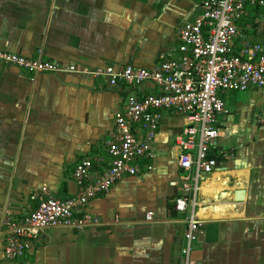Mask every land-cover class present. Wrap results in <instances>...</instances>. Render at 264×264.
Listing matches in <instances>:
<instances>
[{
	"label": "crops",
	"instance_id": "obj_1",
	"mask_svg": "<svg viewBox=\"0 0 264 264\" xmlns=\"http://www.w3.org/2000/svg\"><path fill=\"white\" fill-rule=\"evenodd\" d=\"M201 1L0 0V50L28 58L40 51L57 65L88 71L152 69L160 53L174 49L178 26L199 14ZM238 28L235 45L244 38L264 51V6L246 5ZM154 92L148 83L109 87L85 74L29 76L0 66V230L44 193L74 195L71 171L79 159L92 160L94 179V159L107 161L105 141L124 97ZM220 96L226 113L217 117L220 135L209 150L215 166L199 182L201 234L192 263L264 264V88ZM184 125L181 117L162 115L151 170L91 199L85 211L95 224L42 232L23 263L4 259L0 235V264H181L185 224L171 204L180 192L172 141Z\"/></svg>",
	"mask_w": 264,
	"mask_h": 264
},
{
	"label": "built area",
	"instance_id": "obj_2",
	"mask_svg": "<svg viewBox=\"0 0 264 264\" xmlns=\"http://www.w3.org/2000/svg\"><path fill=\"white\" fill-rule=\"evenodd\" d=\"M264 6V0H202L200 12L192 20L181 23L175 35V47L160 53L152 69L132 65L94 70L60 66L42 58L24 57L0 50V66L14 67L29 76L37 74L77 73L92 79H103L109 87L126 88L150 84L155 92L137 96L127 94L121 108L113 113V129L105 141L107 161L94 159L99 172L91 179L92 160L76 161L71 171L74 195L60 199L52 193L38 198L33 210L16 221L2 222L4 259L23 263L31 243L52 228L82 229L96 221L85 211L87 203L107 193L120 179L151 170L150 150L158 124L164 113L181 117L183 129L172 144L178 149L176 167L180 171V192L172 200V210L184 215L181 264H193L191 250L201 234L196 201L199 182L211 173L215 157L209 155L212 142L219 137L217 117L226 110L221 94L264 88V51L256 43L239 38L238 22L245 6ZM264 124V120H260ZM152 213L144 216L150 221Z\"/></svg>",
	"mask_w": 264,
	"mask_h": 264
},
{
	"label": "water",
	"instance_id": "obj_3",
	"mask_svg": "<svg viewBox=\"0 0 264 264\" xmlns=\"http://www.w3.org/2000/svg\"><path fill=\"white\" fill-rule=\"evenodd\" d=\"M235 198H236L237 200H240V199L242 198V192H241V191H237V192L235 193Z\"/></svg>",
	"mask_w": 264,
	"mask_h": 264
},
{
	"label": "rangeland",
	"instance_id": "obj_4",
	"mask_svg": "<svg viewBox=\"0 0 264 264\" xmlns=\"http://www.w3.org/2000/svg\"><path fill=\"white\" fill-rule=\"evenodd\" d=\"M10 262V261H9ZM11 263H17V262H11Z\"/></svg>",
	"mask_w": 264,
	"mask_h": 264
}]
</instances>
